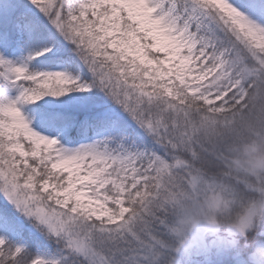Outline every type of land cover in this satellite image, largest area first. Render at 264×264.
<instances>
[{
	"label": "snow or ice",
	"instance_id": "obj_1",
	"mask_svg": "<svg viewBox=\"0 0 264 264\" xmlns=\"http://www.w3.org/2000/svg\"><path fill=\"white\" fill-rule=\"evenodd\" d=\"M0 264H264V0H0Z\"/></svg>",
	"mask_w": 264,
	"mask_h": 264
},
{
	"label": "trees",
	"instance_id": "obj_2",
	"mask_svg": "<svg viewBox=\"0 0 264 264\" xmlns=\"http://www.w3.org/2000/svg\"><path fill=\"white\" fill-rule=\"evenodd\" d=\"M57 43H58V44H62L63 42H62V41H58ZM42 46H43V45H35V46H33L32 48H40V47H42ZM75 72H76V70L73 69V73H74V74H75ZM80 74H81L82 77H84V76L86 75L83 71H81ZM71 95H72V93H69L67 96L60 97V98L45 97L43 100L37 102V104H35V105H28V106H26V107H25V111L30 115V117H31L34 121L38 122L37 119H36V112H37V110H38L41 106H43V105H48V106H51V107H53V108H60V107H63V106H65V102L71 100V98L73 97V96H72V97H69V96H71ZM98 99H100L101 101L104 100L103 97H98ZM109 106H110V105H109ZM38 123H39V122H38ZM39 125H40V124H39ZM74 142H75V141H74Z\"/></svg>",
	"mask_w": 264,
	"mask_h": 264
},
{
	"label": "rangeland",
	"instance_id": "obj_3",
	"mask_svg": "<svg viewBox=\"0 0 264 264\" xmlns=\"http://www.w3.org/2000/svg\"><path fill=\"white\" fill-rule=\"evenodd\" d=\"M32 51H38L39 48H32L31 49ZM48 55H51V53H49ZM44 58L43 57H40L39 60H43ZM31 67L35 68V69H38V70H59L61 67H67L66 64H61L60 62H54V63H50L49 65H43V64H40L38 63L37 61H33ZM74 74V73H73ZM75 95H80V94H76V93H72L71 96L69 97H72V96H75ZM24 112L26 113L27 117L31 120L32 124L31 126L34 128V130L36 131H41L42 134H58L56 132H51L50 130H45L43 129L38 122L34 121L30 115L25 111V108H24ZM61 135V138H62V142H63V135ZM77 141H73L72 144H70L69 146H74V144L76 143Z\"/></svg>",
	"mask_w": 264,
	"mask_h": 264
},
{
	"label": "clouds",
	"instance_id": "obj_4",
	"mask_svg": "<svg viewBox=\"0 0 264 264\" xmlns=\"http://www.w3.org/2000/svg\"><path fill=\"white\" fill-rule=\"evenodd\" d=\"M205 215L208 218H215L217 223H219L220 226L222 228H224L225 230H227L229 227H232V228L235 227V222H236V219H235L236 213L235 212L231 213L230 221L226 219L228 214L222 213L220 211H213V210H208L207 208H205ZM205 226H207V220L202 217L201 222L199 224V227H205Z\"/></svg>",
	"mask_w": 264,
	"mask_h": 264
}]
</instances>
